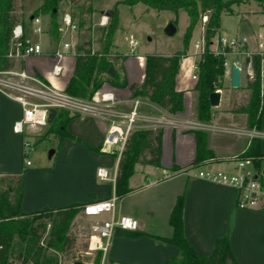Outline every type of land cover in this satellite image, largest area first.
I'll use <instances>...</instances> for the list:
<instances>
[{
	"label": "crops",
	"instance_id": "crops-1",
	"mask_svg": "<svg viewBox=\"0 0 264 264\" xmlns=\"http://www.w3.org/2000/svg\"><path fill=\"white\" fill-rule=\"evenodd\" d=\"M22 1V21L19 24L24 30L25 37L41 46L42 53L17 60L13 69L33 74L51 87L64 91L74 71V54H68L61 60L60 76H53L51 69L57 63L54 53L59 48V42L67 36L59 34L57 41H54L48 33L47 16H39L45 32L39 36L33 34L32 14L42 5L43 0L28 11V17L24 13V0ZM250 1L253 0L242 3ZM61 10L64 13H60ZM68 10V4L65 2L59 4L58 23L61 22L63 15H70ZM92 10L88 21L91 32L94 27L102 31L104 27L99 25V21L104 13L99 14L97 21H93V16L99 11L93 7ZM230 10L232 14L238 15L239 26L244 27L245 33L240 38H245L246 44L242 52H257L259 44H262L258 40L264 37V3L256 2V6L249 11L235 12L231 7ZM73 20L78 22L77 18ZM27 21L31 24L30 30L26 28ZM79 31L80 29L73 34L75 44H78ZM217 36H220V33ZM102 38L103 36L100 38L101 42ZM88 40L91 42L92 51L99 53L102 48L98 51L93 49L91 33L86 38L81 37V43ZM196 58L193 52L187 53L183 64L179 63L175 76L174 88L183 93L181 113H167L144 99L132 96L129 86L141 85L144 81L143 55H130L123 60L122 69L127 87L114 88L104 84L98 90L113 95L117 102L114 110L118 112H127L131 101L140 99L142 105L139 113L143 122L138 123L137 130L162 129L159 167L135 165L133 174L127 181V187L131 192L116 202L115 214L135 219L138 229L129 232L130 235L127 237H113L107 264H166L178 259L179 250L176 247L161 244L150 236L160 238L171 236L168 219L180 196L183 199V235L198 258L209 256L215 242L220 238H227L233 258L238 264H264V214L260 211L264 200L259 208L238 209L235 189L204 181L198 178L195 172L196 169L203 168L236 173L235 162L241 160L240 157L245 154L250 141L256 139L259 141L260 157L256 165H253L252 173L264 191V108L260 129L248 128L246 116L231 113V110L247 104L249 91L246 86H241V83L239 87L241 90L223 86L218 106L212 107L210 120L199 122L196 117L195 81L191 77L190 80L188 78V70L191 71L190 66ZM243 60V53H231L226 57L225 81L229 82V65ZM231 90L237 92H230ZM20 116L19 105L0 94V175L25 170L20 204L22 213L38 212L46 208L56 210L68 206H84L115 196L114 178L119 158L115 154L102 151L108 122L92 117L73 118L66 127L71 138L58 141L54 134H48L43 138L53 137L56 141V147L50 156L54 158L53 163L45 167L31 168V164L24 167L21 158L23 136L12 130ZM47 129L48 126L41 129L42 131L27 130V133L37 132L39 138ZM196 131L206 135V149L213 157L191 168L196 158L194 134ZM30 138L34 141L36 137ZM97 168L106 169L111 180H99L95 175ZM134 233L142 235L131 236Z\"/></svg>",
	"mask_w": 264,
	"mask_h": 264
},
{
	"label": "trees",
	"instance_id": "trees-1",
	"mask_svg": "<svg viewBox=\"0 0 264 264\" xmlns=\"http://www.w3.org/2000/svg\"><path fill=\"white\" fill-rule=\"evenodd\" d=\"M249 0H120L118 4L132 7L142 4L146 9L168 11L175 16L180 10L188 17L185 28L182 49L172 55H146L144 81L141 85H130L129 91L133 97L144 99L159 109L170 113L183 112V93L174 88L175 76L182 58L187 57L189 43L194 28L206 16L203 24V50L197 64V80L194 91L197 94L196 117L199 122H207L211 118L212 107L209 95L220 89V81L225 73L224 62L230 50H223L215 55L209 49V42L218 34L219 20L223 13L231 14L230 7ZM264 3V0H253ZM17 0H0V71L13 69L14 59L8 58L13 48L11 33L13 28L22 21V0L17 10ZM65 2L70 11H77L78 16L92 14L91 0H43L32 16H47L49 18L48 33L54 41L59 38L58 15L59 4ZM19 11L18 16L16 12ZM71 18L73 16L70 14ZM74 19V18H73ZM80 21L77 25L80 29ZM175 24V22H173ZM118 28V12L112 11L111 18L104 29L103 47L99 53L93 52L90 40L77 45L74 54L75 67L64 92L78 99H90L102 85L108 84L114 88L127 87L123 75L122 62L124 56L113 51L112 37ZM264 62V60H263ZM261 58L252 56L254 77L247 81L246 89L249 99L245 106L231 110V113L244 114L246 126L259 130L264 108V76L259 79ZM109 69L112 74L108 73ZM77 117L64 110H57L54 119L49 122L48 129L43 135L54 134L58 141L71 138L67 133L68 123ZM196 138V158L191 168L212 158V153L206 149V135L194 132ZM162 129H145L134 131L127 139L124 149L118 159L114 178L115 197L118 200L129 194L127 181L133 174L135 165L159 167ZM260 157L259 141H250L245 154L240 159H249L256 165ZM25 170L18 173L0 175V264H8L10 260H18L22 264H57V254L65 253L71 248L73 239L69 236V227L74 217L80 213L83 205L68 206L56 210L43 209L33 213H22L20 204L23 194V177ZM260 211L264 214V204ZM183 199L178 197L168 219L171 228L169 238L153 237L161 244L171 245L179 250V258L166 264H238L228 245L227 238L218 239L212 253L205 258H198L183 235L182 224ZM50 223L44 246L40 245ZM128 231L116 230L115 236H129ZM142 235L134 233L131 236ZM264 239V232H263Z\"/></svg>",
	"mask_w": 264,
	"mask_h": 264
},
{
	"label": "built area",
	"instance_id": "built-area-1",
	"mask_svg": "<svg viewBox=\"0 0 264 264\" xmlns=\"http://www.w3.org/2000/svg\"><path fill=\"white\" fill-rule=\"evenodd\" d=\"M207 20L206 16L201 17L202 24ZM33 23V34L42 35L45 31L41 24L40 17L31 19ZM108 19L102 16L99 21L101 27H106ZM78 31L77 23L69 14H65L58 24V33L67 36L60 40L59 48L54 53L57 63L52 66L51 73L58 77L62 73L61 60L68 54H75L77 44L73 42V34ZM13 48L8 53V58L22 60L25 57L39 55L42 53L41 46L25 37L24 30L20 24L16 25L11 33ZM128 46L133 50L136 42L129 37ZM246 44L245 38L225 39L215 36L209 42V49L215 54H224L222 51L227 49L230 53H243V61H235L241 72V77L250 81L254 77L252 67V56H259L261 64L259 69V79L262 81L264 76V44H259L258 51L246 53L239 51ZM203 41H196L193 44L195 55L198 59L191 64V79L197 80V64L200 53L203 50ZM183 59L180 64H183ZM224 66H227L225 60ZM0 94L16 102L21 110V116L13 125V132L23 136L22 150L24 154V164L30 165L28 154L32 151L33 141L30 137H37V132L27 133V130L46 128L49 124L48 116L52 110H64L71 114L81 117H92L108 122L105 132L102 151L107 154H115L120 157L128 137L138 129V123L143 122L139 109L142 105L140 99H133L127 112L114 110L116 100L111 93L95 92L90 99H78L66 94L64 91L57 90L33 74L23 70L10 69L0 71ZM236 173L222 171L203 170L198 171L196 176L204 181L233 188L237 191V208L241 210L259 208L264 200V191L260 188L257 180L253 177L252 162L249 159H241L235 162ZM96 177L101 181L111 180V176L104 168H97ZM113 181V180H112ZM117 199L112 197L100 201L86 204L80 213L94 220L90 226L87 237L86 251L72 260L69 264H107V256L112 244L116 230L135 232L138 223L129 216H119L115 214ZM108 215L106 219H100L101 215ZM45 238L41 239L40 245L44 246ZM8 264H22L18 260H10ZM58 264L61 262L58 261Z\"/></svg>",
	"mask_w": 264,
	"mask_h": 264
},
{
	"label": "rangeland",
	"instance_id": "rangeland-1",
	"mask_svg": "<svg viewBox=\"0 0 264 264\" xmlns=\"http://www.w3.org/2000/svg\"><path fill=\"white\" fill-rule=\"evenodd\" d=\"M17 10L20 6V0H17ZM41 0H24V13L28 17V11L34 8L40 3ZM120 0H91V5L97 12L93 16V21H97L100 13H104L107 9H115L118 12V28L116 29L112 37L113 51L124 56V60L130 55H161L167 56L180 51L182 49V40L186 26L188 25V17L186 13L182 10L178 12L175 16L173 13L168 11H155L152 9H146L142 4H137L132 7H128L123 4H118ZM229 1V0H224ZM241 4V5H240ZM237 5H232L231 9L235 12L249 11L251 8L256 6V2L250 1L249 3H240ZM68 12L80 21V33L77 36V43H81V37H88L91 33L92 47L95 51L102 48V42L100 38L104 35V29L102 31L94 27L91 32V27L89 24L90 15L78 16L77 11ZM60 13H64L63 10ZM19 11L16 12L18 16ZM59 14L56 20L58 21ZM102 17V15H101ZM168 22H175V33L172 36H167L164 33V28ZM239 17L236 14H226L223 13L219 20V30L220 38L231 39L234 37H241L245 33L244 27L239 26ZM26 28L30 30L31 24L29 21L26 22ZM59 24V23H58ZM203 35V24L200 20L197 26L194 28L192 37L189 43L188 54L191 52L195 53L193 44L196 41H201ZM131 37L135 42L136 46L133 50L128 46V39ZM259 43L264 44V37L258 40ZM77 44V45H78ZM132 51V53H131ZM239 51L242 52V49ZM229 54L226 55V57ZM198 57L196 58V60ZM16 65V61L14 62ZM19 65V64H18ZM20 66V65H19ZM192 76V71L188 70V78ZM187 78V77H186ZM193 81H191L192 84ZM247 80L241 81V86H246ZM220 89L216 90L219 93L223 92V86H229V82L224 80V76L220 81ZM239 88L238 90H241ZM230 92H237L231 90ZM249 99V98H248ZM41 130V129H39ZM42 131V130H41ZM44 137H36L33 140L32 151L28 154V159L31 164V168L34 167H45L51 165L54 158H50V152L56 147V141L53 137L50 139ZM43 139V140H42ZM21 158H24L23 150L21 148ZM24 162V161H23ZM24 167L25 164H24ZM205 169H196L195 172L203 171ZM108 215H101L100 218L106 219ZM46 231L43 238H47L48 230L50 228V223L45 221ZM94 220L91 218L84 217L81 213L77 214L69 227V236L73 239V244L70 249L65 253L57 254L58 261L61 264H69L74 258L86 251L87 237L90 232V226L93 224ZM57 261V264H58Z\"/></svg>",
	"mask_w": 264,
	"mask_h": 264
},
{
	"label": "water",
	"instance_id": "water-1",
	"mask_svg": "<svg viewBox=\"0 0 264 264\" xmlns=\"http://www.w3.org/2000/svg\"><path fill=\"white\" fill-rule=\"evenodd\" d=\"M104 16L107 19L111 18L112 11H105ZM164 33L167 36H172L175 33V26L173 23L168 22L164 28ZM108 73L112 74V70L109 69ZM241 83V72L240 69L235 64L229 65V86L233 89H237L240 87ZM220 93L219 91H214L209 95V103L211 107H216L219 104ZM55 111L52 110L48 116V122H51L55 117ZM53 152L51 151L49 156H51ZM79 264V263H76Z\"/></svg>",
	"mask_w": 264,
	"mask_h": 264
}]
</instances>
